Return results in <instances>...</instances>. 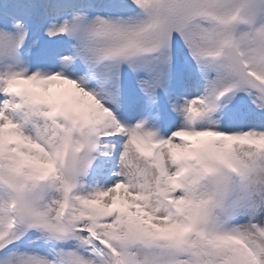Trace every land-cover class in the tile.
I'll use <instances>...</instances> for the list:
<instances>
[{"label": "snow or ice", "instance_id": "obj_1", "mask_svg": "<svg viewBox=\"0 0 264 264\" xmlns=\"http://www.w3.org/2000/svg\"><path fill=\"white\" fill-rule=\"evenodd\" d=\"M62 11L47 35L65 48L35 71L26 26L0 28V264H264V0ZM178 59V130L123 123L125 78L155 102ZM85 132L126 138L122 155L144 161L135 182H65L56 158Z\"/></svg>", "mask_w": 264, "mask_h": 264}, {"label": "rangeland", "instance_id": "obj_2", "mask_svg": "<svg viewBox=\"0 0 264 264\" xmlns=\"http://www.w3.org/2000/svg\"><path fill=\"white\" fill-rule=\"evenodd\" d=\"M64 48L65 45H61L57 47L55 53L49 57L48 62H55L56 58L62 54ZM32 59L34 60V58ZM183 69L184 70L182 74L187 78V72L185 67ZM163 110L164 109H158L157 111L152 112L150 111L149 108H147L145 100L135 99L132 101L131 104H129L125 109H123L122 116L130 125H135L140 121H145L146 130L154 131L156 133H161V135L165 137L164 139H166L172 136V131L173 129H175V128H169V130H167L168 132L166 137V135H164L163 132L167 129L168 124L170 122H176L177 125L179 126L181 124V118L172 109L171 110L172 114L167 115L165 117V120H162L163 117L161 115L164 114ZM125 142L126 139L121 142L114 141L113 144H111V142L109 141L108 143H105L103 145V143L101 142V146L99 147V149L103 147L109 151V149L111 148L112 150L118 153L119 158L114 163H110V162H107V164L102 163L103 165H101L100 168L102 169L103 167H105V169L110 175L109 177H107V174L105 178L102 177L101 175L99 176L97 175L94 176L92 180H90L89 182H87L88 181L87 178L82 177V181L84 184L83 192L85 194L88 192H92L93 190H107L108 188H111L122 179L121 175H119V173L121 172L120 159L122 152L124 151ZM97 158H95L94 164H97L96 161ZM92 174L95 175V171H93Z\"/></svg>", "mask_w": 264, "mask_h": 264}, {"label": "clouds", "instance_id": "obj_3", "mask_svg": "<svg viewBox=\"0 0 264 264\" xmlns=\"http://www.w3.org/2000/svg\"><path fill=\"white\" fill-rule=\"evenodd\" d=\"M100 147V138L96 133L80 134L66 152H61L56 158L62 179L74 188L84 186L82 177H85L95 160V153ZM121 169L129 176L130 182L136 180V168L144 166L135 152H129L127 157L121 155Z\"/></svg>", "mask_w": 264, "mask_h": 264}, {"label": "bare ground", "instance_id": "obj_4", "mask_svg": "<svg viewBox=\"0 0 264 264\" xmlns=\"http://www.w3.org/2000/svg\"><path fill=\"white\" fill-rule=\"evenodd\" d=\"M172 124H173V123H172ZM172 124H171V125H172Z\"/></svg>", "mask_w": 264, "mask_h": 264}]
</instances>
